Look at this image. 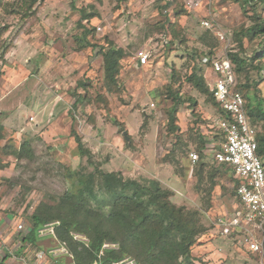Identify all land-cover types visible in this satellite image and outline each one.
<instances>
[{"label": "rangeland", "instance_id": "rangeland-1", "mask_svg": "<svg viewBox=\"0 0 264 264\" xmlns=\"http://www.w3.org/2000/svg\"><path fill=\"white\" fill-rule=\"evenodd\" d=\"M21 7L22 0H0V264L6 258V264L32 262L34 246L25 245L16 255L23 261L13 255L29 228L33 209L40 201L51 203L69 188L74 171L92 172L94 162L124 177L157 179L172 191L175 204L200 209L208 230L198 241L217 245L218 255L207 259L191 252L196 264H264V248L262 253H252L238 238L217 233V217L233 203L232 173L208 161L207 167L216 166L223 175L214 178L218 184L204 196L195 190V165L189 156L182 162L184 172L161 160L175 140L167 131L171 101L163 91L171 67L181 76L193 67L206 74V40H214L202 39L205 31L215 39L214 55L228 57L233 51L249 61L264 43V35L248 38L244 32L257 16L264 23V1L200 0L198 6L189 7L187 0H40L29 18L20 13ZM203 20L211 28H204ZM166 21L172 22L178 38L171 29L162 28ZM182 36L184 41L178 42ZM107 41L126 51L119 86L109 92L103 84L100 52L101 47L107 48ZM140 48L151 51L143 67L135 63L134 53ZM248 71L250 79L259 82L257 97L253 88L248 91L250 103L256 105L259 98L264 107V80L260 82L264 71ZM236 77L238 85L244 82L242 74ZM179 87L184 97L195 101L194 106L188 101L179 105L176 123L180 130L187 134L192 127L217 131V113L210 100L189 83ZM261 124L259 120L253 129L257 132ZM72 129L94 153L93 164L78 155ZM25 141L30 154L16 159L11 150ZM189 147L192 151L193 146ZM50 225L55 227L58 222ZM43 233L38 237L55 240L48 229ZM71 236L88 243L79 232L72 231ZM261 236L264 240V231ZM104 245L102 253L118 247L117 243ZM52 248L56 257L65 255L60 247ZM116 263L135 264V259L125 256Z\"/></svg>", "mask_w": 264, "mask_h": 264}, {"label": "trees", "instance_id": "trees-1", "mask_svg": "<svg viewBox=\"0 0 264 264\" xmlns=\"http://www.w3.org/2000/svg\"><path fill=\"white\" fill-rule=\"evenodd\" d=\"M39 1L22 0L23 7L20 8V13H23L24 18H29L35 13L34 5ZM262 1L264 0L255 2L243 0V3L253 4ZM82 17L89 19L92 15H82ZM253 21L254 23L246 28L244 36L252 38L257 35H264V23L261 17L257 16L253 18ZM162 28L171 29L174 33L173 24L170 21L162 24ZM174 35L178 38V34L174 33ZM206 36L215 41L209 31H205L201 38ZM154 40L157 39L154 38ZM173 40L175 38L171 41ZM183 41L182 36L178 42L182 43ZM214 41L209 43L206 40L209 49L203 56L207 60V64L203 65L204 67L210 66L215 57L212 50L215 46ZM107 42V48L101 47L100 52L103 61V84L106 91L109 92L119 86L118 77L121 60L126 56V51L123 47L114 46L111 42ZM241 42L239 39L240 46H242ZM166 43L169 41L165 40ZM260 46V49L252 55L249 61L233 51L228 52V58L233 66L235 76L238 73L244 77V82L239 85L237 83L236 88L244 98L250 126L254 128L255 124L262 120L260 129L257 132L254 131L256 152L264 165V107H262L259 98L256 105L253 106L250 103V97H248V91L251 88L256 91L259 84V82L254 83L250 79L248 68L257 74L264 71V43ZM262 80H264V75L260 82ZM182 82L191 84L207 100H210L217 113V119L227 118L226 112L213 99L200 68L197 70L196 67H193L181 76L175 67H171L169 82L164 85L163 91L166 98L171 101L167 108V131L174 135L175 140L171 149L162 156L161 160L184 172L183 160L189 156L190 152H197L198 160L195 161L193 168V174L197 178L195 190L197 193L207 196L218 184L214 178L223 175L221 169L216 166L231 173L232 169L226 164H218L214 160L207 159L204 150L206 132L192 127L190 133L187 134L183 133L177 125L176 114L179 105L184 104L185 101H188L190 106L195 105V101L191 97L188 95L184 97V93L180 91L179 86ZM254 93L257 97V91ZM73 106H76V103ZM71 134L78 155L85 157L88 163L93 164L94 153L84 145L81 136L73 129ZM206 135L216 138L222 136L223 131L218 126L217 131L210 129ZM0 139H2L1 132ZM189 144L193 146L192 151ZM2 148L6 147L2 146ZM11 152L16 159H22L29 156L30 145L25 141L18 149L14 148ZM208 161L216 166L207 167ZM94 165L95 167L90 173L77 174L74 171L75 178L70 187L54 198L51 203L40 201L36 205L29 217V228L20 237L22 247L25 245L34 246L36 249L47 251L50 247L55 248L63 244L72 255L71 264H115L125 256L133 257L135 264H196V259L191 253L192 248L200 236L208 230L202 221L200 209L175 204L171 200L172 191L163 187L157 179L144 178L138 180L124 177L120 172L101 169V166L95 162ZM71 174L73 173L71 172ZM232 181L234 195L238 182L233 177ZM52 221L58 222V225L54 227L55 240L51 241L49 237L46 239L39 238L37 229ZM72 231L85 235L88 238L87 245L74 240L71 236ZM43 241L47 243L45 244ZM104 242L117 243L118 247L106 249L100 254ZM66 261L68 262L70 259L63 257L59 258L57 263L67 264Z\"/></svg>", "mask_w": 264, "mask_h": 264}, {"label": "built area", "instance_id": "built-area-1", "mask_svg": "<svg viewBox=\"0 0 264 264\" xmlns=\"http://www.w3.org/2000/svg\"><path fill=\"white\" fill-rule=\"evenodd\" d=\"M199 2L200 0H187L189 7H196ZM201 23L206 28L211 27L207 20ZM97 29L100 30V27ZM220 37L223 39L222 35ZM150 52L141 48L135 51L136 62L139 65H145L149 60ZM211 71L214 75L213 82L210 84L211 95L226 112L227 118H220L216 122L223 131V144L216 146L214 141L210 140L205 144V153L210 154L216 163L231 167L238 182L235 190L236 198L231 209L217 217L215 226L219 235L238 238L239 244L247 251L262 253L264 165L256 152L255 131L248 121L244 98L236 88V76L229 58L226 55L214 57L211 61ZM189 156L192 163L198 160L196 152H191ZM18 228H22V225L19 224ZM47 229L50 237L55 239L54 227H51L50 223L40 226L38 230L40 236ZM106 246L102 245V247ZM60 249L66 253L63 245ZM55 250L47 252L39 250L35 253L33 261L26 264H46L48 254L54 255ZM100 253L102 254V249Z\"/></svg>", "mask_w": 264, "mask_h": 264}, {"label": "crops", "instance_id": "crops-1", "mask_svg": "<svg viewBox=\"0 0 264 264\" xmlns=\"http://www.w3.org/2000/svg\"><path fill=\"white\" fill-rule=\"evenodd\" d=\"M252 2H254V1H252ZM202 24V23H201ZM203 26V25H202ZM204 27V26H203ZM204 28H206V27H204ZM211 28V27H210ZM206 29H209V28H206ZM164 43H165V40H164ZM216 56H219V55H215V57ZM213 60V59H212ZM149 61V60H148ZM135 63H136V65L137 66H140V67H143V66H145V65H147L148 64V62L145 64V65H139L137 62H136V59H135ZM205 70H207V72H206V74L204 75V79H205V82L207 83V85H208V87H209V89H210V84L213 82V73H212V71H211V65L210 66H207V67H205ZM218 120V119H217ZM208 131H210V130H208ZM207 130L206 131H204V132H206V134H207V132H208ZM205 134V139H206V143L207 142H209L210 140H213L214 141V144L216 145V146H220V144H223V142H224V138H223V135L222 136H218V137H216V138H213L211 135H206ZM205 150V149H204ZM192 152H195V151H192ZM191 153V152H190ZM197 153V152H196ZM207 155V159H211V160H214L213 158H212V156L210 155V154H206ZM189 160H190V156H189ZM191 162V161H190ZM157 164V163H156ZM191 165H194V163H192L191 162ZM232 177L234 178V179H236L235 177H234V174H233V171H232ZM235 198H236V196H235V194L233 195V201L235 200ZM229 210L227 209V210H224V211H222L219 215H221V214H223L224 212H228ZM217 233H218V229H217ZM219 234V233H218ZM38 236V235H37ZM39 238H42V237H39ZM227 238H229V237H227ZM206 240H203V239H200L199 241H198V244L195 246V249L194 250H192V252L194 253H196V254H200V255H202V256H204V257H206L207 259L208 258H214V255H218V251L216 250V247H217V245L215 246V244L214 243H212V242H210V243H206L205 242ZM20 243H21V241H20ZM61 245H63V244H60L59 246H57V247H61ZM64 246V245H63ZM56 248V247H55ZM65 248V247H64ZM23 247H22V244H20V246H19V248H18V250H17V252L13 255V258L14 259H16V260H18V259H20V260H22L23 261V257H16V255H18L19 254V252L20 253H22L21 251H23ZM66 249V248H65ZM39 250H43V249H37L36 251H35V253L37 252V251H39ZM48 250H55V249H53L52 247H50L49 249H47V251ZM46 251V250H45ZM46 251V252H47ZM35 253L33 254V257H35ZM194 253V254H195ZM56 255V253H54V255H52V254H48V261L46 262V264H58L57 263V260L59 259V258H63V256H64V258H68V259H70V261H71V259H72V255L70 254V252H68L67 250H66V253H65V255H63L62 257H56L55 256ZM196 256V255H195ZM33 257H32V261H33ZM4 260V261H3ZM2 260V264H6L5 263V260L7 261V258L6 259H3ZM71 263H72V261H71ZM25 264V263H24Z\"/></svg>", "mask_w": 264, "mask_h": 264}, {"label": "water", "instance_id": "water-1", "mask_svg": "<svg viewBox=\"0 0 264 264\" xmlns=\"http://www.w3.org/2000/svg\"><path fill=\"white\" fill-rule=\"evenodd\" d=\"M123 135H125V137L127 138V136H126L125 132L123 133Z\"/></svg>", "mask_w": 264, "mask_h": 264}]
</instances>
